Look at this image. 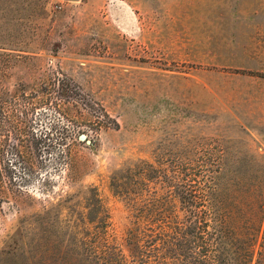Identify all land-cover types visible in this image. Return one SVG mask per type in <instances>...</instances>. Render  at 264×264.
<instances>
[{
	"label": "rangeland",
	"instance_id": "obj_1",
	"mask_svg": "<svg viewBox=\"0 0 264 264\" xmlns=\"http://www.w3.org/2000/svg\"><path fill=\"white\" fill-rule=\"evenodd\" d=\"M263 76L264 0H0V252L26 261L19 226L90 188L124 252L177 176L213 175L231 206L264 157Z\"/></svg>",
	"mask_w": 264,
	"mask_h": 264
},
{
	"label": "trees",
	"instance_id": "obj_2",
	"mask_svg": "<svg viewBox=\"0 0 264 264\" xmlns=\"http://www.w3.org/2000/svg\"><path fill=\"white\" fill-rule=\"evenodd\" d=\"M57 94L66 102L80 100L69 85ZM42 104L38 100L18 113L26 119ZM252 162L257 166L255 182L241 194L233 193L231 206L223 204L213 175L202 182L174 178L164 198L137 210L125 234L126 252L110 233V217L97 189L90 188L80 211L59 201L19 226L17 234L32 235L29 256L21 263L22 255L13 259L3 250L0 264H264V236L258 238L264 234V157ZM111 187L115 194L130 195L116 177ZM16 189L21 200L25 194ZM173 198L178 208L169 206Z\"/></svg>",
	"mask_w": 264,
	"mask_h": 264
},
{
	"label": "water",
	"instance_id": "obj_3",
	"mask_svg": "<svg viewBox=\"0 0 264 264\" xmlns=\"http://www.w3.org/2000/svg\"><path fill=\"white\" fill-rule=\"evenodd\" d=\"M79 139H80L81 141H85V140H86L84 135H80ZM87 143H89V141H87Z\"/></svg>",
	"mask_w": 264,
	"mask_h": 264
}]
</instances>
